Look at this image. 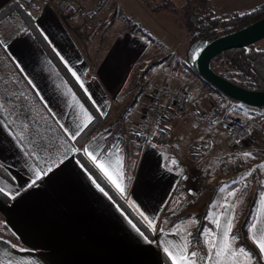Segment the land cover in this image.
<instances>
[{
	"label": "crops",
	"instance_id": "0c3cea01",
	"mask_svg": "<svg viewBox=\"0 0 264 264\" xmlns=\"http://www.w3.org/2000/svg\"><path fill=\"white\" fill-rule=\"evenodd\" d=\"M13 1L19 0H0V10ZM31 1V7L23 8L34 17L72 75L76 74L73 76L100 114V122L80 145L75 144L71 133L80 134L86 128L80 130L84 111L94 120L92 111L22 20L16 14L4 19L0 23V103L4 105L0 109V187L5 189L0 192V264H168L163 249L179 245L188 232L189 253L198 251L205 256L207 248L201 233L218 231L212 222L217 212L204 221L200 238L196 236L201 224L193 222L205 200L190 201L189 193L203 195L205 190L217 187L219 179V184L227 183L223 181L238 174L237 167L230 173L217 171V152L225 147L221 137L226 129L218 125L204 135L202 127L185 117L169 99L153 141L139 140L140 125L151 103V88L155 87L145 74L153 67L151 61L159 55L168 56L160 65L166 64L169 71L180 69L169 66L175 59L173 51L164 46L152 49L150 39L142 32L144 19H152L151 7L144 0H72L84 14L63 20L55 10L59 0ZM258 3L264 0H244L245 7ZM213 7L217 13V7ZM133 9L141 16H125L124 10ZM120 14L127 17L126 21L117 20ZM107 18L111 24L104 27ZM172 37L178 44L189 40L185 26L173 31ZM146 63L145 85L140 89L137 75ZM189 74L181 78L182 84L171 87L167 84L170 78H166L169 81L158 87L187 89L194 108L206 112L222 97ZM188 85L199 92L190 91ZM207 140L213 142V150L203 155L200 145ZM251 144L261 146V135L241 142L237 149ZM85 149L98 160L110 156L115 162L117 156L122 158L124 194ZM77 153L96 167L148 226L141 213L152 221V238L113 200ZM48 166L53 170L32 184L34 168ZM192 173L198 176V194L191 191ZM262 196L264 187L256 200L253 223L257 233L264 230ZM239 200H234L236 206L225 203L221 210L222 214L226 205L234 206L233 234L244 217L246 203L241 206ZM248 235L250 238V231ZM237 242L235 247H241ZM250 243L257 247L251 238Z\"/></svg>",
	"mask_w": 264,
	"mask_h": 264
},
{
	"label": "trees",
	"instance_id": "16d2710c",
	"mask_svg": "<svg viewBox=\"0 0 264 264\" xmlns=\"http://www.w3.org/2000/svg\"><path fill=\"white\" fill-rule=\"evenodd\" d=\"M144 1L148 6L156 11L160 9H170L178 12L188 32L190 41L193 42L196 38H202L205 41L204 45L220 36L237 31L264 17V3L245 13L234 12L230 15H217L211 0H185L181 7L176 6L172 0H159L157 5H153L149 0ZM14 14L22 20L26 28L33 32L41 45L44 47L49 58L55 63L57 68L67 79L83 103L92 111L94 120L74 140L76 145H80L99 124L100 114L96 110L89 96L85 93L81 85L77 82L75 77L37 27L34 17L23 8L19 1H13L0 10V23ZM200 48H198L197 51H199ZM165 60H167V58L152 60L151 66L160 65ZM187 67L193 74L201 78L209 89L218 93L225 102L238 103L221 92L209 81L204 79L193 67V60L187 65ZM212 67L217 73L242 87L264 91V48H260L255 44H252L243 48H233L227 50L213 60ZM259 109L260 108H258V110ZM254 115L255 119H259L263 114L261 115L260 113H255ZM77 156L88 171L110 194L113 200H115V202L121 207V209L133 220V222L146 236L152 238L153 233L151 228L133 210L129 203L121 197V195L107 182L96 167L82 153H77ZM242 170L243 169L238 165L236 173H239ZM231 179L232 178L223 182H229ZM262 187L264 186H259L257 191H255L250 198H245L244 202L246 204L243 205V221L233 234L237 236V241L240 246L246 247V249L255 254L257 257L256 263L259 264H263L262 260L259 259L258 251H256V249L249 244L247 235L249 226L253 223L256 216V200ZM200 226L201 227H199L196 233V236L198 237L204 229L203 224ZM166 259L168 264H172L168 257ZM200 264H203V262L200 261Z\"/></svg>",
	"mask_w": 264,
	"mask_h": 264
},
{
	"label": "rangeland",
	"instance_id": "374dc122",
	"mask_svg": "<svg viewBox=\"0 0 264 264\" xmlns=\"http://www.w3.org/2000/svg\"><path fill=\"white\" fill-rule=\"evenodd\" d=\"M149 1L153 5H157L159 3V0ZM172 2L176 6L181 7L184 4L185 0H172ZM211 2L215 5V7H217V15H230L233 14L235 11H237L238 13H245L247 12V10L249 11L251 9H255L261 4L258 3L252 5L251 7H245L244 0H211ZM121 11L123 13V10ZM124 11L126 12L125 16H128L129 18H135L136 15L141 16L140 13L135 10L133 12L128 10ZM134 13L135 15H133ZM151 14V20L147 18L148 20L144 19L143 23H141V29L143 34H146V36L150 39L152 49L156 47V50H160V48L164 46L166 48H169V51H173V53L175 54V59H173V61H170L169 66L174 67L173 70H176L177 68L180 69L177 72L172 70L169 71L168 66L166 64L156 65L153 66L152 69L149 70L147 73H145L146 79H148V81L150 80L149 84H152L155 87H158L169 81L166 78H170V81L167 84H169L171 87L182 84V77L185 76L187 78V75L189 77L191 76V74H189L191 71L187 67V65L194 59L193 52H196L198 48L204 45L205 41L202 38H196V40H194L193 42H191L189 39L184 43L181 42V44H178V42L172 37V34L173 31L184 28V23L183 20L180 18L179 13L170 9H160L156 11L151 8ZM125 18L127 17H124L123 14H120L117 20L126 21ZM135 28L136 27L133 28V31H136ZM255 45L260 48H264V38L256 42ZM150 51L148 52V55H150ZM166 57L168 56L159 55L157 60ZM167 73H169V75H167ZM170 75L174 77V80H172ZM191 78L193 79V77ZM198 78L196 77V79ZM199 81L204 84L201 78H199ZM184 82L187 83V79H185ZM188 88L190 89V91L197 90V88L192 87L190 85H188ZM197 91L199 92V90ZM225 104L228 106V108L233 114L238 115L239 117L255 119V113H260L261 115L264 114V107H261L258 110L241 103L226 102ZM210 130L212 129H208L206 127L200 128V131H202V133H204V135L206 136L208 135V131ZM254 145H256V143ZM254 145L251 144L245 148H242V146H240V149H237L238 146L235 148L223 147L217 152V171L222 173H230L234 168L239 165V167L243 169V173H238L236 176H234V178H232L229 182L225 184H219L218 181L220 179L217 180V187L205 190L203 195L197 196L192 193H189L190 201H195L198 198L205 200V205L203 207H200L201 214L199 215L197 221L193 223H199L205 226L204 221L212 219L216 212L217 217L220 216L222 206L225 203H233L235 205L234 200L236 198L240 199V202L238 204L244 203L246 197L250 198L253 193L257 191V188H259V186H264V167H261L262 165H264V143H262L261 146ZM244 153H251L252 155L249 157H245L243 155ZM203 155L205 154L203 153ZM249 172H251V175H248ZM233 192H235V195H231V193ZM203 239L205 238L203 237ZM247 239L249 244L253 246L256 251H258L257 247L250 243L249 235H247Z\"/></svg>",
	"mask_w": 264,
	"mask_h": 264
},
{
	"label": "built area",
	"instance_id": "2783aa9c",
	"mask_svg": "<svg viewBox=\"0 0 264 264\" xmlns=\"http://www.w3.org/2000/svg\"><path fill=\"white\" fill-rule=\"evenodd\" d=\"M19 2L25 8L32 6L31 0H19ZM55 10L57 15L63 20H69L75 16L84 14V10L72 0H59L55 6ZM110 24L111 19H105L104 27H108ZM137 83L140 89L145 85L141 73L138 74ZM167 99L177 105L185 117L196 121L201 127L214 129L216 126L222 125L226 129L225 135L221 137L222 145L235 148L239 143L256 135H261V142L264 143V114L258 120L239 117L229 110L222 98H218L208 111L200 112L192 105L191 95L187 89H172L170 87L151 88V103L145 111L139 129V140L142 143L153 141L158 125L163 120ZM213 146V142L207 140L200 145V149L202 153L208 154L212 152ZM197 182L198 176L192 173L191 183L193 187L191 191L195 194L199 193L196 188Z\"/></svg>",
	"mask_w": 264,
	"mask_h": 264
},
{
	"label": "snow or ice",
	"instance_id": "6c2138e0",
	"mask_svg": "<svg viewBox=\"0 0 264 264\" xmlns=\"http://www.w3.org/2000/svg\"><path fill=\"white\" fill-rule=\"evenodd\" d=\"M3 42L0 41V44ZM199 52H193V56H197ZM75 76L76 74L73 73ZM79 79V77H77ZM3 103H0V109H3ZM93 117L89 115L86 111L83 112V122L81 125V129L87 127V125L92 121ZM27 127V126H25ZM67 132V129H65ZM79 134V131L71 133L73 139ZM23 139V136L21 137ZM70 151H79V149H68ZM119 152V149L116 150ZM85 154L88 155L93 162L96 163L97 167L101 172L110 180L115 187L119 190L121 194L125 193V186L123 184L124 180V171H123V162L122 158L117 156L115 162H113L109 156L108 160L97 159V155H94L92 152H89L85 149ZM33 156H36V153H32ZM245 157H249L251 153H244ZM39 159V157H36ZM62 162V161H61ZM173 164L176 163L175 160L172 161ZM261 167H264L262 165ZM53 170L52 166H48L45 169L34 168V176L35 178L32 180V184H35L37 180L42 178V175H46L48 172ZM251 175V172L248 173ZM246 178V177H245ZM235 183V181H234ZM99 187V185H97ZM102 192L103 188L100 189ZM5 189L0 187V192H4ZM11 195V193H8ZM107 195V193H105ZM231 195H235V192L231 193ZM262 202H264V196H262ZM223 217V222L221 218L217 217L213 219V223L216 225V229L218 231H213L209 229L207 231L202 232V236L205 238L204 243L207 248V254L203 257L200 256L198 251H192L189 253L188 248L190 245V241H188L187 236H190L191 233L188 232L187 236L182 238V242L179 245H174L171 247H165L163 250L167 254V256L171 259L172 264H197V260H201L203 264H255L257 257L250 250L246 249V247L241 246L239 248L235 247L237 236L233 235L234 228V206H225V212L221 214ZM141 216L148 222L149 226L152 225V221L148 220L147 216H144L141 213ZM131 224L132 222L129 221ZM132 227L136 229L141 236L144 234L140 232L139 228H136L135 224H132ZM249 231L251 233L250 238L256 244L259 253V259L264 260V230H261L257 233V225L256 223H252L249 226ZM147 240V237H144ZM150 242V241H149Z\"/></svg>",
	"mask_w": 264,
	"mask_h": 264
},
{
	"label": "water",
	"instance_id": "95a60500",
	"mask_svg": "<svg viewBox=\"0 0 264 264\" xmlns=\"http://www.w3.org/2000/svg\"><path fill=\"white\" fill-rule=\"evenodd\" d=\"M263 38L264 17L203 45L193 59V67L204 79L238 103L251 108L264 107V91L242 87L220 75L212 67L213 60L221 53L233 48L250 46Z\"/></svg>",
	"mask_w": 264,
	"mask_h": 264
},
{
	"label": "bare ground",
	"instance_id": "6f19581e",
	"mask_svg": "<svg viewBox=\"0 0 264 264\" xmlns=\"http://www.w3.org/2000/svg\"><path fill=\"white\" fill-rule=\"evenodd\" d=\"M147 66H148V64H146ZM146 65H144L141 69H142V71H141V69H139V73H141L142 75H144V71H145V69L147 68V66ZM137 77H138V75H137ZM253 109H258V108H253ZM248 119V118H247ZM255 120H258V119H255ZM254 137H251L250 139H248V140H251V139H253ZM240 144V143H239ZM238 144V145H239ZM237 145V146H238ZM223 146H225V145H223ZM225 147H227V146H225ZM227 148H229V147H227Z\"/></svg>",
	"mask_w": 264,
	"mask_h": 264
}]
</instances>
